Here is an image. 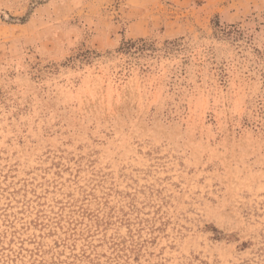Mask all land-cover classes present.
<instances>
[{
    "label": "rangeland",
    "instance_id": "obj_1",
    "mask_svg": "<svg viewBox=\"0 0 264 264\" xmlns=\"http://www.w3.org/2000/svg\"><path fill=\"white\" fill-rule=\"evenodd\" d=\"M0 264H264V0H0Z\"/></svg>",
    "mask_w": 264,
    "mask_h": 264
},
{
    "label": "trees",
    "instance_id": "obj_2",
    "mask_svg": "<svg viewBox=\"0 0 264 264\" xmlns=\"http://www.w3.org/2000/svg\"><path fill=\"white\" fill-rule=\"evenodd\" d=\"M124 46L125 50H130L132 48L134 50H141L146 47V43L143 40H138L136 42H128Z\"/></svg>",
    "mask_w": 264,
    "mask_h": 264
}]
</instances>
